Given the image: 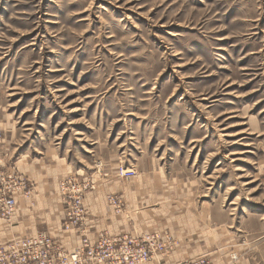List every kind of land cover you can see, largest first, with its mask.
Segmentation results:
<instances>
[{
  "label": "rangeland",
  "instance_id": "374dc122",
  "mask_svg": "<svg viewBox=\"0 0 264 264\" xmlns=\"http://www.w3.org/2000/svg\"><path fill=\"white\" fill-rule=\"evenodd\" d=\"M0 123V169L45 156L87 192L178 183L258 239L264 0H0ZM105 196L126 210L121 190Z\"/></svg>",
  "mask_w": 264,
  "mask_h": 264
},
{
  "label": "crops",
  "instance_id": "0c3cea01",
  "mask_svg": "<svg viewBox=\"0 0 264 264\" xmlns=\"http://www.w3.org/2000/svg\"><path fill=\"white\" fill-rule=\"evenodd\" d=\"M0 162L11 166L2 155ZM10 163V164H9ZM14 166L32 183L29 194H18L17 211L10 218L0 213V245L14 238L46 232L65 251L72 252L87 237L91 242L103 232L111 235L141 234L159 230L169 234L174 244L150 260L137 264H188L202 255L216 264H229L232 252L239 254L238 264H264L263 234L260 238L241 242L238 232L222 218H217L214 207L202 201L193 191H180L178 183L163 181H130L106 183L97 181L95 188L85 195L86 219L82 228L65 229L67 203L60 192L61 180L71 173L68 164L53 157L23 155ZM182 187V186H181ZM121 190L126 197V210L116 214L106 194ZM84 230V231H82ZM252 235V236H251ZM111 264V263H104Z\"/></svg>",
  "mask_w": 264,
  "mask_h": 264
},
{
  "label": "built area",
  "instance_id": "2783aa9c",
  "mask_svg": "<svg viewBox=\"0 0 264 264\" xmlns=\"http://www.w3.org/2000/svg\"><path fill=\"white\" fill-rule=\"evenodd\" d=\"M3 126L0 123V137ZM121 173L135 174L132 169ZM60 192L67 203L64 215L65 229L82 228L86 219L84 197L94 186L81 179L78 174H69L60 182ZM32 183L16 168L0 169V213L10 219L17 211L16 198L19 193L29 194ZM84 231V230H82ZM169 234L159 230L140 235L101 233L95 243L87 237L74 251L62 249L56 240L46 232L26 237H17L0 245V264H137L150 260L155 254L164 252L173 245ZM237 255H232L229 264H237ZM188 264H216L207 255L190 260Z\"/></svg>",
  "mask_w": 264,
  "mask_h": 264
}]
</instances>
